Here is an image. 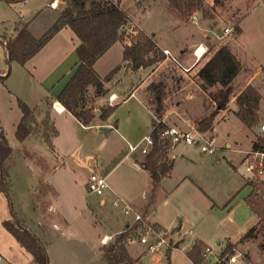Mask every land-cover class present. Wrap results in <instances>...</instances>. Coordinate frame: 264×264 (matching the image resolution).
Instances as JSON below:
<instances>
[{"label": "rangeland", "instance_id": "374dc122", "mask_svg": "<svg viewBox=\"0 0 264 264\" xmlns=\"http://www.w3.org/2000/svg\"><path fill=\"white\" fill-rule=\"evenodd\" d=\"M213 1L205 0L207 11L195 12L198 22L193 23L191 17L187 20L181 18L182 23L196 27L195 38H198L200 33L206 34L202 38L209 47L206 56L186 71L183 66L190 67L195 57L187 58L190 56L187 45L185 43L178 45L182 36L176 31H170L171 24H174V14L171 16L167 14V0H120L130 15L122 38L127 40L128 37L132 40L137 31L141 30L136 24L138 22L150 31H157V35L153 34L154 38L174 48V51H171L182 66L165 58L147 68L140 67L133 70L127 61H122L123 50L119 42L101 56L95 65L101 75L120 65V69L113 74L111 80L105 82V94L98 99L94 95V88L89 87L88 96L94 98V101L90 100L89 103L96 111L100 110V107L119 104L118 102L129 91L138 86V96L148 106L153 107L148 102L147 87L151 82L162 81L164 83L162 117L169 124L175 123L187 127V123H191L197 126V121L208 116L215 107L202 88L201 79L197 75L198 69L210 58L216 47L222 44L234 48L236 56H239L243 65L233 81L234 91L228 107L220 110L214 119V128L211 132L216 135L218 150L213 154H202L206 157L202 162L200 158L195 159L191 164L178 160L175 166L174 177L181 176L182 172H190L208 193L201 190L194 182H188L180 191L158 196L157 215L165 225L169 226L165 229L168 231L172 250L169 259L165 255L168 249L166 246H163L161 252L157 254L148 251L149 254L142 255V264H194L185 251H188L189 244H195L197 239H201L212 249L207 264L218 261L220 252L228 243L233 245L232 254H241L236 264H264V246L259 245L260 241L264 242V228L260 230L258 238L251 236L241 239L240 236L243 228L253 224V216L244 204L245 198L252 189L246 184L244 176L247 173L242 162L244 151L249 149L250 139L252 142L261 135L258 126L264 122V100L262 105L260 104L262 109L260 122L253 129H248L234 114L238 109L236 95L247 84L261 88L264 98V0H220L217 6L212 5ZM61 5L57 6V11ZM146 9L148 10L142 13ZM16 13L19 15L15 7H11L10 2L0 0V33H5V38L13 35L15 27H20L22 24L17 21L10 22L18 19ZM237 22L242 27L238 35L235 29ZM197 25L202 27V32ZM225 27H233L232 32L225 33ZM182 47L187 50L186 53L177 50ZM51 49L46 48L42 54L30 59L26 65H21L17 61H8L5 46L0 42V74L9 73L5 81L0 82V127L3 128L13 148L11 155L5 161L8 168L6 183L10 197L0 191V264L33 262L32 254L22 247L3 225L4 220L13 218L10 202L17 217L46 245L50 264H108L102 252L93 253L96 249L95 245H91L95 244L94 239L99 243L98 234L104 229L113 230L114 225L109 222V217L114 212L120 213L121 206H114L112 204L114 199H109L105 206H100L101 196L88 190L87 177L88 171L101 169L97 167L98 160L110 166L116 163L122 153L126 152V144L116 132H99L94 127H83L73 114L66 112L52 113L59 133L51 137V142L47 140L44 134L47 126L43 123V119L48 111L55 110L49 109L47 103L43 102L44 99L43 101L40 99L44 89L38 78L47 65L58 58V53ZM36 60L43 62L37 69L34 68ZM218 88L219 86H215L210 90ZM112 90L120 92L118 98L111 104L109 97ZM18 97L35 107V117L39 122L36 131L23 141L15 135L16 124L22 115ZM117 106L115 111L118 113L115 118L118 119L119 125L124 119L123 111H148L137 100ZM57 107L62 109L58 102ZM142 120L144 121L142 129L136 131L150 133L151 118L144 115ZM50 124L52 125L51 121ZM52 129L53 127L48 128L49 135L52 134ZM246 136L250 138L247 139ZM226 141L232 143L231 149L225 146ZM239 148L243 151L237 150ZM141 156V150L133 154L134 159ZM130 162L129 158L124 160L107 175L109 186L121 192L119 196L129 202H131L130 197L136 195L138 190L137 184L131 183L129 188V183L124 180L125 175L130 171ZM231 162L239 166V172H236V184L239 185L236 189L229 178V172H233ZM238 188L240 189L236 196L223 206L225 201L223 203L222 201L230 192H235ZM209 194L215 198L214 207ZM141 208L144 209L145 206ZM133 225L130 227L132 228ZM180 225L181 229L178 231L177 227ZM142 227L137 229L136 237L146 233V227L144 225ZM179 235L186 236L185 243L180 245L176 241ZM218 240H222V243L218 244ZM134 247L133 244L129 247L133 255L137 254ZM91 255H93L92 259H90Z\"/></svg>", "mask_w": 264, "mask_h": 264}, {"label": "trees", "instance_id": "16d2710c", "mask_svg": "<svg viewBox=\"0 0 264 264\" xmlns=\"http://www.w3.org/2000/svg\"><path fill=\"white\" fill-rule=\"evenodd\" d=\"M64 2L65 4L58 9L56 19L42 35H34L29 28V23L24 22L20 27L16 26L14 34L8 38H5V33H0V42L5 46L9 62L17 61L21 65H26L62 28H71L80 40V44L76 48L79 62L56 98L81 124L89 126L97 116V111L89 103L90 100L94 101L93 97L88 96L89 87L94 88L96 98L101 97L105 94V82L111 80L113 74L120 69L118 64L107 74L101 75L96 70L95 64L117 41L122 39L124 27L130 20V15L128 10L120 4V0H64ZM167 3L171 12L186 20L198 10L207 11L205 0H167ZM219 3L220 0H214L212 5L217 6ZM235 29L236 35L242 31L238 22ZM165 58L166 54L158 46L154 36L143 29L138 30L135 37L123 48V60L127 61L133 70L140 67L147 68ZM242 68V62L232 49L227 44H222L198 69L197 75L201 79L202 88L215 105L208 116L197 121V127L200 130H213L215 116L220 110L228 107L234 91L233 81ZM8 75L9 73L7 75L0 74V82H4ZM215 86H219V88L210 90L211 87ZM147 91L149 93L148 102L154 108L147 106L154 110L153 113L156 116L152 118V130L150 131L154 144L150 151L145 154L140 165L149 171L153 186L156 188L161 179L172 171L174 161L169 157L168 150L173 144L171 138L161 136V131L168 128V123L162 120L163 113L161 111L164 83L162 81L151 82ZM261 100L260 90L252 84H247L236 95L238 109L235 114L248 128L253 129L260 122ZM18 105L22 115L16 125L15 135L23 141L36 131V125L39 122L35 117V107L20 97H18ZM117 105L100 107L99 118L106 121L115 111ZM50 121L48 111L43 123L47 126L44 134L49 142L52 141V136L58 134L57 128L52 121L51 125ZM49 127H53L50 135ZM262 146H264L263 133L258 135L253 142V148ZM12 151L13 148L9 144L3 128L0 127V191L5 192L9 197V187L6 183L8 168L5 161ZM248 183L253 185V189L245 200L258 217V223L248 228L241 239L251 236L257 238L260 230L264 228V179L259 181L257 185H254L250 180ZM10 204L13 218L4 220V227L14 235L22 247L32 254L33 262L31 264H50L46 245L38 235L29 229L27 224L17 217L12 202ZM140 225H142L141 221L135 222L132 228L120 232L112 242L103 245L101 249L108 264H137V258H134L128 251L127 239ZM261 245L263 247L264 242ZM171 247H168V250ZM206 247L205 243L198 241L187 251L194 264H204ZM231 247H233L232 243H228L220 252L219 260L214 264H228L229 255L233 253Z\"/></svg>", "mask_w": 264, "mask_h": 264}, {"label": "crops", "instance_id": "0c3cea01", "mask_svg": "<svg viewBox=\"0 0 264 264\" xmlns=\"http://www.w3.org/2000/svg\"><path fill=\"white\" fill-rule=\"evenodd\" d=\"M51 2H55V4L57 6H60L61 4H62L61 6H63V4H65V2L63 0H24V1L10 2L11 7H15V10L19 13V15L16 13L17 14L16 17H18V19L17 20H11L10 22H16L17 21L20 24H21V22L22 23L28 22L29 28L33 32V34L36 36H40L46 31V29L54 22V20L57 17V13H58V11L56 9L57 6L56 7L50 6ZM120 4L122 5V2H120ZM166 8H167V12H168L167 14L168 15L171 16L174 14L173 12H171L168 9V3H166ZM147 10L148 9L144 10L142 13L146 12ZM177 17L178 16L174 14V24H171L172 29H170V31L171 32L176 31V33H178L179 35L182 36V38L179 39V41H178V45L185 43L187 45L186 47L190 50V52H189L190 56L187 58H189V59L193 58L194 57V54H193L194 48L201 42L206 44L204 39L202 38L206 34L200 33V34H198V38L197 37L195 38L194 32H195L196 27L190 26L188 23L187 24L182 23V19L179 17L177 18ZM191 18H192V16H191ZM191 21L193 23L198 22L197 20L193 21L192 19H191ZM136 24L141 29L145 30L147 33H149L151 35H153V34L157 35V33H158L157 31H150L147 28H144L138 22H136ZM239 25H240V23H239ZM240 27H241V25H240ZM197 28L199 29L200 32H202L201 31L202 27L200 25H197ZM241 29H242V27H241ZM136 31L137 30H135L134 32L136 33ZM128 39H129L128 37H127V40L126 39L124 40V38H122L121 40L117 41L113 46H115L117 43L120 42L122 44V50H123L124 46L126 44L130 43V41H131L130 39L128 41ZM155 39L157 41V38H155ZM210 41H211V39H210ZM211 42L214 43L213 41H211ZM79 44H80V40L75 35L73 30L69 27H64L35 56H33L31 58V59H33L36 56H39L40 54H42V52H44L46 50V48H52L53 52L58 53V58L54 59V61L50 62L48 65L46 64L47 68L41 73L40 77L38 78L40 85L44 89V94H42V93L40 94V97H41L40 99L41 100L44 99V101L43 100L42 101L44 103H47L46 105L48 106L49 109L55 110V111H49L50 112V119H51V121L55 127H56V124H55L56 120H54L52 118L53 117L52 113L55 112L56 114H62L64 112H66V113L72 114L70 111H68L65 108V106L59 100H57L56 97L59 94V92L62 90V88L65 86V84L68 82L70 77L72 76V74L76 68V65L79 62V57H78L77 51H76V48ZM157 44L160 48L166 47V48H169L170 51L171 50L174 51V48H172L168 44H163L162 41H157ZM218 47L219 46H217L216 48H218ZM177 50L180 52H184V53L187 52V50L185 51V49L183 47L178 48ZM232 51L234 53H236L234 48H232ZM122 61H123V55H122ZM192 61L194 62V60H192ZM41 64H43L42 61L39 62L36 60L35 64H34V68L37 69ZM2 74H5V73H2ZM138 87L129 91L128 94L120 102H118L119 103L118 105L120 106L122 104L129 103L132 100H137V102L140 105H142L144 108H146L148 111H123L125 114H124V119L121 122V125H119L120 123H118V119L115 118L118 111H114L108 117V119L106 121L101 120L98 117L100 114H97L98 116H96L94 118L93 123L91 125H89V126H85L83 124H81V125L83 127H88V128L94 127L95 130L99 131V132L104 131V129H108L107 131H114L117 134H119V136L125 141L127 150H126V152L122 153L121 158L116 163H114L113 165L111 164V166L103 164V162L101 160H98V166L97 167L98 168L101 167V169L96 171V172H100L102 174L108 175V173H110V171H112V169H114L119 163L123 162L124 160H127L128 158L131 160V162L129 164L130 165V171H128L129 173H127L125 175L124 180L126 183H129L128 184L129 188L131 187V183L134 185L135 184L138 185L137 186L138 187L137 193H136V195H133L130 197V201L143 216L144 215L146 216L147 220L145 219V216L141 220L142 226L144 225L146 227L145 228V231H146V229L148 227H152V228H156V227L157 228H168L169 227V226L165 225L164 224L165 222L162 219L158 218V215H157L158 196H160V194H172L175 191H180V190L185 188V186H186L185 184H187L188 182H194L195 185L198 186L205 193H208V192L206 191L205 188H203V186L198 181H196L195 177L192 176L190 174V172H182V173H180L181 176L174 177L175 166H176L178 160H180L181 162H185L186 164H191V163H194L193 161H195V159L200 158V161L202 162V159L206 158L202 155L204 153H201L198 150V148L193 146V145L178 143V144L172 145L169 148L168 155H169V157H171L173 159L174 165H173L171 173L167 176H164L156 188H154V186H153V180L151 178L149 171L140 165V162L144 159L145 154L142 153L141 157H136L135 159L133 158V154L135 152L130 153L128 150V145L130 143H138L146 135V134H144V131H141V130L138 132L136 131V129H142V126L144 125V121L142 120L143 116L144 115L148 116L151 118V120L154 116L153 111L138 96V93H137ZM259 90L262 93L261 88H259ZM119 92H120L119 90L118 91L112 90L110 95L114 94V95H116V98H118ZM238 92H240V90ZM98 99H99V97H98ZM263 100H264V98L262 96L261 105H262ZM57 102L60 103L62 106L61 111H58L55 108V107H57V105H56ZM261 110L262 109L260 106L259 114H260ZM234 114H235V111H234ZM54 118H55V116H54ZM172 124H174V123H172ZM258 128H259V126H258ZM248 129H251V128H248ZM57 130H58V128H57ZM140 132H141V134H140ZM33 133H31V134H33ZM58 133H59V130H58ZM246 138L249 139L250 137L246 136ZM251 140L252 139H250V146L248 147L249 149H246V150L253 149L254 140L252 142H251ZM237 144H239V143H237ZM225 146L228 147V149H231L233 147L232 143H230L229 141L225 142ZM239 147L244 148L243 146H240V145H239ZM242 148H239L237 150H240V149L242 150ZM224 150H226V149H224ZM244 157H245V155H244ZM242 163H244V160ZM231 165L233 167V172H231V171L229 172V178H230V181L232 182V184H235V189H236L239 185V183L236 184V180H237L236 172H239L238 171L239 166L236 163H232V162H231ZM88 172L90 173L91 171H88ZM139 172H143V173H139ZM245 172H246V170H245ZM89 173H88V177H87V187H88ZM134 174H136V175H134ZM247 176H248L247 174H246V176H244V178L246 180V184H248L251 187V189H253V185L248 183V177ZM239 189L240 188H238V190H236L235 192L229 193V196H227L228 198L226 197L222 201V203L225 201L223 206H226L230 202V200H232L236 196ZM120 193L121 192L115 190L113 187H109L108 192H106L105 195H100L101 196L99 199L100 206H105L109 199L115 200L117 197H120L119 196V195H121ZM113 195L115 197H113ZM208 196L210 197V200L212 202L211 203L212 207L216 206L215 198L210 196V194ZM244 204H246L247 208L251 212V215L253 216V224H251L248 227V228H250L251 226L258 223V217L253 213V211L251 210V208L248 205V203L246 202V200H245ZM244 204H241V206H243ZM142 206H145V208L142 209L141 208ZM233 211L234 210L231 211L232 214H233ZM228 213H230V211ZM231 216H230V218L233 219L234 217H231ZM233 216H234V214H233ZM109 220H110L109 222H111L114 225V228H113V230L104 229L101 233L98 234L99 243H98L97 239H94L93 241H95V244L91 245V246L95 245L94 248L96 250H94L93 253L94 252H99V253L102 252L103 253L101 248L103 247L104 244L101 242V238L104 235H113L112 240H114L115 236L117 234H119L120 232H122L126 229L131 228L130 226L134 224L133 223V216H129V215L124 214L122 209H121L120 213L119 212L112 213V215L109 217ZM68 223H70V222L68 221ZM142 226H139V228ZM142 228H144V227H142ZM248 228H243L242 234L240 236H242L243 233H245ZM180 229H181V225L179 227H177L178 231H180ZM136 231L132 232V235L130 236L131 240L127 241V248L129 251L130 245H132V244L135 245L134 249L137 252V254L133 255L132 253H130V251H129V253L134 258H137V264H142V262H143V260L141 261L142 255H144V254L146 255V253H148V250H147V245L144 244L143 242H141L140 237L135 236L137 234ZM140 234H141V232H139V235ZM185 234H186V231H185ZM177 237H178V239L176 241L178 242V245L185 243V238H186L185 235H179ZM150 239L152 240V237H150ZM198 241H201V239L196 240V242H198ZM89 242L91 243V241H89ZM217 243L221 244L222 240H218ZM261 243H262V241L259 242L260 246H262ZM193 245H194L193 243H190L188 249H191V247ZM176 247H178V246L176 245ZM171 250H172V248L170 250L167 249V251H166L165 255L167 257L169 256L168 258H170V251ZM71 252H73V250ZM185 254L188 256L187 250L185 251ZM92 258H93V255H91L90 259H92ZM188 258H189V256H188Z\"/></svg>", "mask_w": 264, "mask_h": 264}, {"label": "built area", "instance_id": "2783aa9c", "mask_svg": "<svg viewBox=\"0 0 264 264\" xmlns=\"http://www.w3.org/2000/svg\"><path fill=\"white\" fill-rule=\"evenodd\" d=\"M50 6L56 7L55 2H51ZM192 20H196V14L192 15ZM225 33L232 32L233 27H225ZM209 47L203 42L199 43L193 50L194 62L190 67L183 66L184 70L188 71L197 62L202 60L207 54ZM166 58H169L180 64L176 56L168 48H163ZM181 65V64H180ZM182 66V65H181ZM114 94H111L109 100H115ZM58 111H61L58 107H55ZM155 116V114H154ZM156 117V116H155ZM162 120L166 121L162 117ZM167 122V121H166ZM168 123V122H167ZM259 130L264 134V122L259 124ZM162 137H169L172 140V144L184 143L188 145H193L198 148L201 153L213 154L218 150V145L216 142V135H214L211 130L203 131L200 130L195 124L187 123V127L178 124H169L168 128L161 131ZM154 144L153 136L150 133L146 134L141 141L138 143H130L128 145V150L130 153L141 150L143 154H147ZM245 170L247 172L248 180H250L254 185L264 179V146L253 148L245 151L244 157ZM109 184L107 181V175L100 172L91 171L88 178V190L97 195H104L109 189ZM114 206H121L124 214L133 216V223L141 221L143 219L142 214L137 210V208L129 201L123 199L122 197H117L113 200ZM152 237V240L150 239ZM113 239V235H104L101 238L103 244H108ZM128 241L131 238L127 239ZM141 242L147 245V250L150 252L160 253L163 246L167 248L170 246V238L168 236V231L165 228H152L148 227L146 233L140 237ZM212 252L210 246L206 247L204 252V261L207 264L208 255ZM241 255V254H239ZM237 254H230L227 260L228 264H236L238 256Z\"/></svg>", "mask_w": 264, "mask_h": 264}, {"label": "water", "instance_id": "95a60500", "mask_svg": "<svg viewBox=\"0 0 264 264\" xmlns=\"http://www.w3.org/2000/svg\"><path fill=\"white\" fill-rule=\"evenodd\" d=\"M100 113H101V111L98 110V111H97V114H100ZM99 130H100V129H99ZM107 130H108V129H104L105 132H107Z\"/></svg>", "mask_w": 264, "mask_h": 264}, {"label": "bare ground", "instance_id": "6f19581e", "mask_svg": "<svg viewBox=\"0 0 264 264\" xmlns=\"http://www.w3.org/2000/svg\"><path fill=\"white\" fill-rule=\"evenodd\" d=\"M114 97L116 98V95H114ZM56 105H57V103H56Z\"/></svg>", "mask_w": 264, "mask_h": 264}]
</instances>
